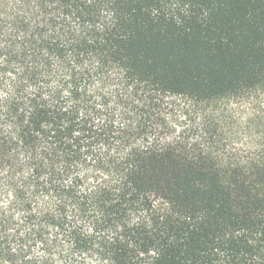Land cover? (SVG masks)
Returning <instances> with one entry per match:
<instances>
[{"label": "trees", "instance_id": "1", "mask_svg": "<svg viewBox=\"0 0 264 264\" xmlns=\"http://www.w3.org/2000/svg\"><path fill=\"white\" fill-rule=\"evenodd\" d=\"M0 264H264V0H0Z\"/></svg>", "mask_w": 264, "mask_h": 264}]
</instances>
